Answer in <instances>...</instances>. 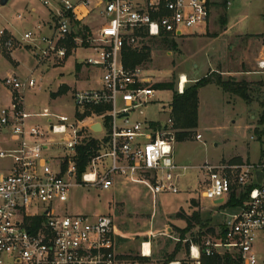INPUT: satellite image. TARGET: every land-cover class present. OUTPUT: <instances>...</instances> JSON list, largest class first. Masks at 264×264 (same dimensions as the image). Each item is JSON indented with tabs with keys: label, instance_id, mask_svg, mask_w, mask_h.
<instances>
[{
	"label": "built area",
	"instance_id": "built-area-1",
	"mask_svg": "<svg viewBox=\"0 0 264 264\" xmlns=\"http://www.w3.org/2000/svg\"><path fill=\"white\" fill-rule=\"evenodd\" d=\"M233 1L226 0L227 5ZM42 4L56 18L55 29L42 34L43 25H38L35 32L24 34V41L37 45V61L43 65L68 57L67 41L75 22L96 10L103 21L100 29L86 40L73 41L88 42L96 52L85 63L102 72L101 87L75 91V112L58 115L48 108L29 111L25 91L37 87L33 78L11 75L2 81L11 100L0 108V264H143L124 260L117 252L113 217L69 215L66 205L74 188L110 190L117 176L147 186L154 200L179 192L178 172L190 168L175 162L172 107L163 122L131 120L137 109L151 103L156 90L141 67L124 66L123 51L127 47L141 51L150 38L184 37L206 26L211 16L208 0H43ZM18 44L7 30H0V52L12 51ZM258 66L264 71V60ZM181 85L182 80V94ZM96 124L100 131L93 129ZM92 140L100 149L80 177L78 148ZM194 169L202 176L205 199L222 200V206L237 193L242 203L225 218L224 240L206 239L202 248L190 241L192 259L201 264L202 253L207 257L228 253L241 264H264L256 252L258 243L264 246V160L207 162ZM139 257H152L150 241L141 244Z\"/></svg>",
	"mask_w": 264,
	"mask_h": 264
},
{
	"label": "rangeland",
	"instance_id": "rangeland-1",
	"mask_svg": "<svg viewBox=\"0 0 264 264\" xmlns=\"http://www.w3.org/2000/svg\"><path fill=\"white\" fill-rule=\"evenodd\" d=\"M42 1L9 0L5 6L0 5V30L11 32L21 43L12 51L0 52V81L8 75H15L23 80L33 78L37 82V87L25 91V103L29 111L40 113L48 108L58 115H72L76 110L72 101L74 92L100 84L101 73L84 65L89 58L96 56V52L91 50L88 42L78 43L79 45L74 43L77 48L71 50L73 37L71 36L67 41V46L71 50L70 56L60 62L44 66L42 63L39 64L37 61L39 49L37 45L31 44L32 41L30 43L24 41V34L35 32L39 24L44 25L42 34L53 33L56 18L44 7ZM224 3L225 0H208L211 20L208 21L207 32L203 29L205 27L201 26L190 30L189 35L185 37H168L169 41L174 42L173 48L164 46L161 40H153L155 43H151V39H148L143 42L145 47L150 48V57L139 67L151 79L152 86L172 82L180 93L182 75L188 79L186 87L196 83L195 79H202L219 71L225 78L234 77L237 80L253 82L255 81L253 78L264 80V71L258 66L264 59V0H234L227 8ZM19 15L22 19L18 18ZM102 22L94 9L88 19L80 21V25L75 26L73 34H77L85 27L91 34L96 33ZM80 63L81 70L77 72L76 64ZM248 72L254 75H249ZM90 76L92 80L89 83L87 79H90ZM62 86H66L67 91L57 98H52L51 94L58 92ZM257 97L264 98V88ZM172 99V91L156 90L151 103L137 109L131 115V120L141 122L167 120L168 112L164 113L163 108L166 107L168 111ZM10 100L9 92L0 85V105L8 104ZM198 113L199 125L194 134L189 140L176 141L174 146L177 165L190 168L185 172L182 170L178 172L180 175L176 182L179 189L177 194L163 193L154 200L147 186L117 176L110 190L87 186L74 188L66 205L67 213L110 215L115 219L118 229L129 231L132 237H135V234H146L153 229L155 255L151 258V264H163L166 255L174 253L180 260L189 263L192 261V258L184 253L188 249L189 235L185 236V240H180L178 233H182V230L173 228L172 236L176 238L174 241L168 237V233L166 235L165 229L157 231L164 222L176 224L177 222L172 220L181 209L184 210L182 217L186 219H191L194 214H200V225L193 228L195 234L201 231L205 234V239L220 242L218 235L223 229L224 218H229L235 213L228 204L231 201L235 204V201L240 199L239 194H233L227 200V204L215 206L214 201L202 196V176L194 167L207 162L220 163L224 160L236 162L240 159L241 162L251 163L263 160L261 157L264 151V125L260 124L263 109L257 100L248 106L239 97L226 94L215 85H209L200 90ZM198 135L202 136V140L197 139ZM191 199L194 200L189 209L188 202ZM206 219H212L218 225L214 227L213 223ZM208 227H214L215 232L211 230L209 232ZM171 243L173 251L170 248ZM129 250L131 252L128 254L136 256V252ZM180 251L182 254H179ZM256 252L261 262H264L262 243H258Z\"/></svg>",
	"mask_w": 264,
	"mask_h": 264
},
{
	"label": "trees",
	"instance_id": "trees-1",
	"mask_svg": "<svg viewBox=\"0 0 264 264\" xmlns=\"http://www.w3.org/2000/svg\"><path fill=\"white\" fill-rule=\"evenodd\" d=\"M225 7L227 8V4L225 2ZM80 25L78 21L75 22V26ZM90 35V31L88 28H81L77 34H72V38L75 37L86 38ZM71 38L72 44L70 49L77 48L74 46L73 39ZM151 43H155L153 40H161V43L167 47H174V42L169 41L168 37H162L161 39L150 38ZM68 50V56L71 55V50ZM150 57V48L147 46L142 49V51L138 49L125 48L123 51V63L125 67L134 68L139 66L143 61L148 60ZM81 65H76V71L80 72ZM209 85H215L219 87L224 93L229 94L234 97H239L243 101L246 102L248 106H251L256 100L260 103L263 113L260 119V124L264 125V98L261 99L257 97V95L261 92L262 88H264V81L260 82H251L248 80H237L234 77L225 78L222 72H214L202 79L196 81V83L192 85H187L185 87L184 92L178 93L175 84L172 82H164L159 83L153 86L154 90H170L173 92L172 99V119L174 121L177 142H182L189 140V138L194 134L199 125V91L207 87ZM65 91H67L66 86H62L58 92L52 93V98H57L62 95ZM86 115V114H85ZM85 115H80L83 118ZM260 133V132H259ZM100 149L99 142L97 140H92L86 142L85 145H82L78 148V170L79 175L82 177V174L86 172L88 166L92 162V160L98 155V151ZM262 157L264 158V151ZM236 162H241L240 159L236 160ZM235 198V197H234ZM236 199V198H235ZM237 203V204H236ZM242 203L241 200L235 201V204L232 201L228 204L230 208H234L239 206ZM179 217H182V213H179ZM200 214H194V216L188 220V227L186 230L180 233V240H185V236L187 233L191 232L193 229L192 221L200 224ZM213 232V229H210ZM210 230H208L210 232ZM193 235V243L202 244L205 239V234L198 233ZM220 240L225 239V226L220 232L219 235ZM191 245L190 241H188L187 246ZM203 251V250H202ZM175 254V253H174ZM168 256L164 264H168L175 260V255ZM132 260H140L142 262H147L148 259H143L140 257H133ZM201 264H241V261L238 257L224 254V255H214L212 257H207L204 253L201 257Z\"/></svg>",
	"mask_w": 264,
	"mask_h": 264
},
{
	"label": "crops",
	"instance_id": "crops-1",
	"mask_svg": "<svg viewBox=\"0 0 264 264\" xmlns=\"http://www.w3.org/2000/svg\"><path fill=\"white\" fill-rule=\"evenodd\" d=\"M225 2H226V0H225ZM225 4V3H224ZM228 6V5H227ZM210 10H211V8H210ZM49 11V10H48ZM82 13H85V11L83 10V9H81L80 10ZM19 16H21V15H19ZM19 16H18V18H19ZM89 17H87L86 19H88ZM86 19H84V20H86ZM84 20H81V21H84ZM211 20V16H210V19H209V21ZM45 21V20H44ZM49 21V17H48V19H47V22ZM208 24H209V22H208ZM208 24L206 25V26H203V27H205V28H203V29H205L204 31H206L207 32V26H208ZM39 25H43V24H39ZM44 26V25H43ZM205 32V33H206ZM9 34H11L12 35V33L11 32H9ZM189 35V34H188ZM190 35H192V34H190ZM251 35H254V34H251ZM187 36V35H186ZM185 37V36H184ZM84 48V47H83ZM86 50H90L89 48H85ZM92 50V49H91ZM264 60V59H263ZM77 65V64H76ZM79 65H82L81 63L79 64ZM85 66H87L86 65V63L84 64ZM44 66V65H43ZM92 69H97V68H92ZM49 70V69H48ZM100 73H101V77H102V72L99 70V69H97ZM264 73V72H263ZM248 74L249 75H254V74H252L251 72H248ZM8 76H11V75H8ZM101 77H100V84L99 85H97V87H89V88H85V89H99L100 87H101ZM253 79H255V81L254 82H260V81H264L263 80V78H261L260 80H256V78H253ZM88 81H89V83L91 82V80H92V77L90 76V79H87ZM196 81H198L199 79H195ZM2 81L3 80H1L0 81V85H1V83H2ZM251 82H253V81H251ZM2 86V85H1ZM199 93H200V91H199ZM10 103H8V104H2V105H0V108H2V107H5V106H8ZM165 111V113L166 112H168V111H166V110H164ZM168 116H169V113H168ZM159 122H163V121H159ZM261 158H263V157H261ZM264 160V159H263ZM259 161H261V159H259L257 162H259ZM222 162H225V160L224 161H222ZM250 162V161H249ZM221 163V162H220ZM251 163V162H250ZM214 164H219V163H214ZM194 199H191V201L190 202H188V205H189V209H190V206H191V204H192V201H193ZM214 204H215V206H220L221 207V205H218V204H216V202H214ZM232 210V209H231ZM182 212H184V210H180V211H178L177 213H176V215L174 216V220H172V221H176L177 223L175 224V223H171L170 221H167V222H164L163 223V225H162V227L160 228L159 227V229H157V231H159L160 229H165L166 230V235H167V233L169 234V236L168 237H170L172 240H174V241H176V238H174V236H172L173 234H174V229L173 228H175V230H178V231H180V230H182V231H184V230H186L187 229V227H188V220L189 219H186V218H183V217H179V213H182ZM226 218V217H225ZM225 218H224V220H223V224H224V221H225ZM115 220V219H114ZM206 220H210L211 221V223H213L212 225L214 226V225H218V223H216V222H214L212 219H206ZM196 222H194V221H192V224H193V228L194 227H199V223H197V224H195ZM115 225H116V223H115ZM196 225V226H195ZM215 227V226H214ZM214 227H208V230H210V229H214ZM116 228H117V232H118V235H119V237H117L116 238V248H117V252L119 253V255H121V258L122 259H124V260H132L131 258H133V257H139V253H140V247H141V244L143 243V242H145V241H150L151 242V245H152V257H154V246H153V242H152V237H155V234H154V231H153V229H150L149 231H148V233H146V234H135L136 236L134 237H132L130 234H129V231H125V230H120V229H118V227H117V225H116ZM177 231V232H178ZM213 232H215V230H213ZM198 233H202L201 231H199V232H197L196 234H198ZM153 234V235H152ZM179 234V236L181 235L180 233H178ZM192 234H195V232H194V230L192 229L191 230V232H189V233H187L186 234V236L187 235H189L190 236V238L188 239V241H192L193 242V235ZM219 234H220V231H219ZM152 236V237H151ZM219 236V235H218ZM206 239H204L203 240V242H202V244L200 245L199 243H194V244H196V246H198V247H201L202 248V245H203V243H204V241H205ZM218 241H221L220 239H219V237H218ZM191 243V242H190ZM261 243V242H260ZM263 245V244H262ZM264 247V246H263ZM170 248H172V251L174 250L173 249V244L171 243L170 244ZM129 249H132V251L133 252H136V256H132L133 254H128V253H130L131 251L129 250ZM172 251H170L171 253H172ZM169 252V253H170ZM187 256H189V257H191V254H190V246L188 247V249L187 250H185V252H184ZM179 254H182V252L180 251L179 252ZM203 254V253H202ZM173 255V254H172ZM175 255V254H174ZM231 255V254H230ZM169 256H171V255H169ZM151 257V258H152ZM166 257L168 258V255H166ZM201 257H202V255H201ZM151 258H146V259H148V261H147V263L146 264H151ZM166 258V259H167ZM192 258V257H191ZM155 259V258H154ZM164 260V259H163ZM142 262V261H141ZM164 264V263H163ZM168 264H196V262H195V260L194 259H192V261H190V263L189 262H185V260H180V258H177V256L175 255V260L174 261H172V262H170V263H168Z\"/></svg>",
	"mask_w": 264,
	"mask_h": 264
},
{
	"label": "water",
	"instance_id": "water-1",
	"mask_svg": "<svg viewBox=\"0 0 264 264\" xmlns=\"http://www.w3.org/2000/svg\"><path fill=\"white\" fill-rule=\"evenodd\" d=\"M8 1H9V0H0V5H1V6H5V5L8 3ZM93 129H94L95 131H100V130H101V126H100V124H96V125L94 126ZM259 175H261V174H259ZM222 203H223L222 200H219V201L216 202V204H218V205H220V204H222Z\"/></svg>",
	"mask_w": 264,
	"mask_h": 264
},
{
	"label": "bare ground",
	"instance_id": "bare-ground-1",
	"mask_svg": "<svg viewBox=\"0 0 264 264\" xmlns=\"http://www.w3.org/2000/svg\"><path fill=\"white\" fill-rule=\"evenodd\" d=\"M188 82V79L186 78L185 75H182V85L181 87L184 88L185 87V84Z\"/></svg>",
	"mask_w": 264,
	"mask_h": 264
}]
</instances>
